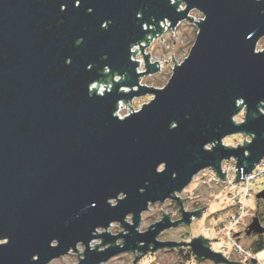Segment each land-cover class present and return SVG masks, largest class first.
Returning <instances> with one entry per match:
<instances>
[{"label": "water", "instance_id": "1", "mask_svg": "<svg viewBox=\"0 0 264 264\" xmlns=\"http://www.w3.org/2000/svg\"><path fill=\"white\" fill-rule=\"evenodd\" d=\"M173 1L0 0V264H49L70 252L81 255L77 264H101L135 243H144L143 252L179 247L155 239L197 213L182 211L177 222L165 217L139 234L149 206L178 201L174 195L204 169L225 180L224 160L235 161L239 182L264 158V50L256 51L264 0ZM191 11L202 19L187 57L176 65L171 56L162 88L140 86L159 62L151 64L138 45L145 72L137 74L131 47L161 36L160 22L173 33L193 21ZM115 75L123 80H110L109 92L89 90ZM143 96L151 100L137 112L114 116L119 101ZM234 134L250 140L222 144ZM263 198L264 190L256 195ZM113 224L126 234L109 233ZM251 233L264 234L257 217ZM120 238L124 246H113ZM95 240L110 246L98 252ZM188 246L198 261L240 264L200 238Z\"/></svg>", "mask_w": 264, "mask_h": 264}, {"label": "flooded vegetation", "instance_id": "2", "mask_svg": "<svg viewBox=\"0 0 264 264\" xmlns=\"http://www.w3.org/2000/svg\"><path fill=\"white\" fill-rule=\"evenodd\" d=\"M260 40L264 39L262 38ZM199 190L200 192L198 193L197 191ZM191 193L192 195L190 197L182 198V192L178 195H174L178 201L170 199L162 204H159L161 209L159 210V213L154 216V220L144 228H141L144 219V216L142 215H146V213L150 211L151 206H149L148 211L141 215L140 222L136 229V231L141 234L146 232L153 224L163 220L165 217L169 218L170 222H177L182 219V211L186 213H197V216L191 217L189 224H181L176 228L164 230L155 239L158 243H176L179 244V247L162 248L152 251L153 245H148L147 251L143 252L140 250V248L145 246L144 243H135L132 250L118 254L117 256H114L105 263L101 264H214L211 261H198L197 258L192 254L191 248L188 245L197 238L201 239L204 248L208 249L212 253L220 254L230 263H237L236 259L234 258L235 256L233 257L232 253L227 251V253L223 254L221 252L220 245L223 242L222 230L223 220L225 217L220 215V211L217 209L218 198L216 190L213 187L204 186ZM256 195L254 196L255 198ZM262 202H264V198L258 200V204H261ZM250 215H253V218L257 217L260 225H262V222L259 218V212ZM126 223H132L131 217L126 219ZM249 223L250 221L248 220L244 228L236 232V234L246 235V227H248ZM117 227L119 230L117 232L111 233L113 236L126 234V232L119 225ZM249 237L257 238L259 236L251 233ZM219 240H221V243L217 247V245L214 244L219 243ZM100 243V240L93 241L91 248H96L98 252H102L110 246L106 245L104 247H100ZM113 246H119V248H122L124 246V239H117L113 243ZM71 253L75 252H70L68 255ZM79 259L80 258L78 257L77 262ZM77 262L75 264H77Z\"/></svg>", "mask_w": 264, "mask_h": 264}, {"label": "rangeland", "instance_id": "3", "mask_svg": "<svg viewBox=\"0 0 264 264\" xmlns=\"http://www.w3.org/2000/svg\"><path fill=\"white\" fill-rule=\"evenodd\" d=\"M190 16L193 18V21H184L181 22L175 29L174 32H170L172 35H169V32H166L167 34L164 35V42H155L151 45L150 52L152 59L156 61H160L165 65V62H168V60L171 58L173 55V60L176 62V65L180 64L188 55L189 50L193 46L195 37H196V32L197 29L194 26V21H197L198 19H202V16L196 12V11H191ZM264 50V40H260L258 45L256 46V51H262ZM174 66V63L172 60H169V63H166L165 67L163 70H161L159 73H156L155 75L152 76H144L142 78V82L145 85L151 86L156 89H160L169 80L171 73H172V67ZM135 91V90H132ZM151 100L150 96H143V97H138V98H133V106L136 109H139L140 106L147 104ZM250 140L249 137H244L241 134H234L227 136L223 139L222 143L226 147H236V146H241L243 145L244 142H248ZM201 187H204V185H201ZM200 186L198 187L197 183L191 182L188 187L185 188L183 191V194H181L182 198H187L192 195L191 192H194L198 189L201 188ZM216 190L217 193V198H218V206L217 209L220 211V215L223 217H226V215L230 212L229 209V200L227 198V195L225 192L219 193L217 192V189L213 187ZM250 189L252 191V194L250 195V198L247 203V209L245 211V214L243 215L242 219L240 220L238 226L235 229V245H238L239 248L243 251L242 254L239 255H234L233 254V248L234 246H230L228 243H226V250L225 252H222L223 254L227 253H232L233 257L236 259V262L240 264H248L246 260L250 258V256L246 253L253 254L251 251L250 245L257 239L246 236L244 234H236V232L242 230L245 226V224L248 222V220L252 221L253 215L251 216L250 214H255L256 212L260 213V220L262 222V227L264 228V202L261 204H258V200L254 197L256 194H258L260 191L264 190V178L259 179L255 181L254 183L250 184ZM198 193L200 192L197 191ZM196 195V194H195ZM121 197V196H120ZM114 204V202L112 203ZM161 209L159 204L153 205L150 208V211L148 213L143 214L144 216L142 226L141 228H144L147 226L149 223H151L154 220V216L159 213V210ZM165 210V209H163ZM251 216V219H250ZM249 223V224H250ZM118 225L114 224L109 227L108 232L109 233H114L119 230L117 227ZM249 226V225H248ZM248 227H246L247 229ZM245 229V230H246ZM101 231L99 230V233ZM233 238V239H234ZM239 238V239H237ZM262 238L264 239V234L262 235ZM222 239L223 242H220L214 245H220V248L222 245H224L225 240H224V231L222 230ZM92 246V244H91ZM219 248V250H220ZM77 251L82 254L83 253V247L78 246ZM256 258L258 261H263L264 260V252H259L255 254ZM81 258V255L78 256ZM232 257V258H233ZM77 253H71L70 255H67L64 258H60L58 260H55L49 264H75L77 262Z\"/></svg>", "mask_w": 264, "mask_h": 264}, {"label": "built area", "instance_id": "4", "mask_svg": "<svg viewBox=\"0 0 264 264\" xmlns=\"http://www.w3.org/2000/svg\"><path fill=\"white\" fill-rule=\"evenodd\" d=\"M179 1V0H176ZM175 1L171 0V3H174ZM185 9V6L183 3H180L177 10L178 11H183ZM189 17L190 14H188ZM192 18V17H191ZM201 20V19H199ZM194 21V22H198ZM164 22V23H163ZM159 23V26L161 28H163V32L161 36H158V34L154 37H152L151 35H148L146 37L147 41L146 42H141L138 43L134 46L131 47L130 52L132 54V52L134 51V54H132L131 56V61H134L137 63V68H136V73L140 74L142 72H145V63L143 61V55L146 54H151L150 52V48L151 45L155 42H164V35L167 34L166 32H169V35H172L170 32H172V29L169 27V23L167 21H163ZM165 25V26H164ZM167 27H169V29H167ZM151 30L153 29L152 27H150ZM174 32V29H173ZM156 37V38H155ZM150 38V39H149ZM161 39V40H160ZM147 44V46H145ZM143 48V55L140 53V49L139 46ZM150 63H154V62H159V72L161 70L164 69L165 65L160 62V61H156L154 59H152V56L150 55ZM157 65V64H156ZM158 68V65H157ZM158 72V73H159ZM104 73H108V70L105 69ZM152 76V75H151ZM149 77V76H147ZM142 78H139V85L140 86H144L145 84L141 83L142 82ZM112 80L114 83H117L119 80H123V77L121 76H113L111 78L108 79L107 83H93L90 87L89 90H93L96 91V93L100 96H102L103 91L105 90V92H109L110 88L112 87V82L110 81ZM148 86V85H146ZM132 91V90H137V88H121L119 91L123 92V93H127L128 91ZM242 104V102H238L237 105ZM131 105V108L130 107ZM117 110L114 112V116H116L118 119L122 120L124 119V117H128L130 114L137 112L139 109H135L133 106V99L130 101V103H128V105L125 106V103H122V101H119L117 103ZM126 108V109H125ZM129 111V112H128ZM243 117H244V108H242V110L232 118L233 122L235 124H240L243 121ZM223 144V143H222ZM214 144L211 145H207L205 147L206 150H210L211 147H213ZM236 163L233 159H229V160H224L220 163V172L222 174L225 173V180H221L219 177H216V173L215 171H213L210 168L204 169L202 171H200L198 174H196L193 179L192 182L197 183L198 187L201 185L204 186H208V187H215L217 189V191L219 193L225 192L227 195V198L229 200V209L230 212L226 215L225 219L223 220V231H224V240L225 243L224 245H222L221 247V252H225L226 250V243H228L230 246H234L233 248V254L234 255H241L242 254V250L239 248L238 245H235V229L238 226L240 220L242 219L243 215L245 214V211L247 209V203L248 200L250 198V195L252 194V191L250 189V184L254 183L255 181L259 180V179H263L264 178V158L259 162V164H257L254 169L251 171L250 174L245 175L244 177H240V181L239 182H235V177H236V171L237 168L235 167ZM243 179V180H241ZM234 238V239H233ZM250 256V258H248V260H255L256 264H264L262 261H258L256 260V256L253 254H250L249 252L246 253Z\"/></svg>", "mask_w": 264, "mask_h": 264}, {"label": "trees", "instance_id": "5", "mask_svg": "<svg viewBox=\"0 0 264 264\" xmlns=\"http://www.w3.org/2000/svg\"><path fill=\"white\" fill-rule=\"evenodd\" d=\"M253 255L259 252H264V239L262 236L257 237V239L250 245ZM257 260V259H256ZM248 264H256L255 260L246 261ZM264 263V260L262 261Z\"/></svg>", "mask_w": 264, "mask_h": 264}]
</instances>
